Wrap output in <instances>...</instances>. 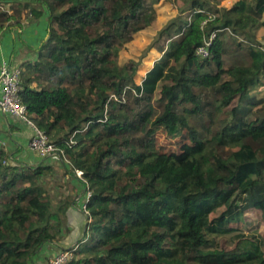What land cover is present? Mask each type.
<instances>
[{"label":"trees","instance_id":"1","mask_svg":"<svg viewBox=\"0 0 264 264\" xmlns=\"http://www.w3.org/2000/svg\"><path fill=\"white\" fill-rule=\"evenodd\" d=\"M161 1L179 15L138 61L120 64V52L156 23ZM222 1L0 0V35L22 30L25 12L33 21L47 14L21 99L64 152L67 174L81 171L82 194L91 193L88 235L66 264H264V237L232 228L248 209L264 223V101L251 97L264 87V0ZM5 2L13 12L1 10ZM216 31L211 56H197ZM229 40L245 62L226 68ZM152 48L162 56L138 84ZM204 114L205 131L191 121ZM158 130L189 143L161 152ZM12 154L0 148V264H36L45 245L64 238L74 199L48 188L52 167ZM226 234L232 249L212 247L211 235Z\"/></svg>","mask_w":264,"mask_h":264},{"label":"crops","instance_id":"2","mask_svg":"<svg viewBox=\"0 0 264 264\" xmlns=\"http://www.w3.org/2000/svg\"><path fill=\"white\" fill-rule=\"evenodd\" d=\"M224 0L223 2H225ZM230 2L232 0H229ZM240 0H233L231 6H222L231 8L236 2ZM23 29L16 31L6 30L0 35V70L2 63L7 62L14 66H20L24 69L26 63H34L37 59L33 49H38L42 42L45 40L48 24H43L41 20L33 21L30 15L22 14ZM262 33V30L257 31ZM263 34L259 37L262 40ZM161 58V57H160ZM158 61V60H157ZM155 64V63H154ZM153 64V66H154ZM153 66L147 70L149 72ZM147 72L142 76L141 83L145 78ZM8 135L9 144L5 148L12 154L15 161L30 166L44 165L52 167L53 186L64 194V197H74V203L70 206L67 212V220L71 222L70 233L58 243H51L44 246L38 257L35 259L36 264H43L42 257L47 254L50 257L58 254L61 251L71 250L84 239L85 231L87 230V222L81 221L79 217L82 216L80 208L81 203L85 201V196L82 194L84 187L77 177H70L68 172V162L64 161L59 154H55L49 158H41L33 153L29 148V142L33 136L32 127L25 121L15 116H5L0 112V135ZM13 151V152H12ZM60 184L58 188L56 184ZM78 203V204H77ZM59 245L58 248H54ZM62 244V245H61ZM41 258V259H39Z\"/></svg>","mask_w":264,"mask_h":264},{"label":"rangeland","instance_id":"3","mask_svg":"<svg viewBox=\"0 0 264 264\" xmlns=\"http://www.w3.org/2000/svg\"><path fill=\"white\" fill-rule=\"evenodd\" d=\"M233 2V0L231 1ZM231 2L229 0H226L225 2H221V7L222 6H231ZM225 4V5H224ZM155 10L157 13V20L156 23L148 28L143 30L142 32H140L139 34L135 35L133 41L131 43L128 44L127 48L125 50H123L122 52H120L119 56H118V62L120 64H124L130 60H135L138 61L140 59V57L144 54V52L146 51L147 47L153 42V40L156 38L158 32L163 29L171 20H173L174 18H176L179 15L178 9L171 3L167 2V1H161L158 4H156L155 6ZM12 9H14L12 7L11 3H3L1 6V10L4 12H13ZM26 16V12L24 13ZM39 20L43 21V24H48V20H47V14L46 12H44L42 14V16L39 18ZM38 20V21H39ZM47 33V30H45ZM228 33V32H227ZM259 33V37L263 34ZM258 34V32H257ZM261 40V38H260ZM227 51L228 53L225 55L224 58V66L227 68L228 66H230L231 64H241L244 63L245 60V56L242 52V50L238 49L234 44L232 40H229L227 42ZM162 56L161 53L158 52V50L152 48L150 49L145 56L142 58V62H141V66L139 68L138 74L135 77V80L138 84L141 83V78L142 76L147 72V70H149L153 64L155 62H157V60L160 59V57ZM251 97H254L256 99V101H264V87L260 88L258 91H255L251 94ZM211 101L214 102V100L211 99ZM235 104H237V101L235 102ZM233 104V106L235 105ZM260 104L259 107H256L255 109L260 108ZM180 110H182V107H180ZM217 116V115H216ZM206 117V118H205ZM228 118V114H220L218 116V121L222 122L224 120H226ZM192 124L195 125L197 128L205 131L204 129V125L207 124L206 121H209L207 115L204 114V116L201 117H193L191 118ZM189 143V141L185 138H171L170 136H168L163 130H158L157 134H156V144L157 147L161 150V152L164 153H180L183 146ZM10 146L9 144V138L8 135L5 136L4 134L0 135V148H8ZM13 152V151H12ZM53 178L52 176L47 177L46 178V185L48 186V188L53 186ZM58 188L60 187V184H56ZM74 197H72L73 199ZM78 204V203H77ZM81 210H82V203L80 206ZM82 216L79 217V219H81V221L85 220V222L90 223L91 219L87 218V215L83 212L82 210ZM70 224L71 222H69L67 219L66 221L63 222V231L62 234L64 235L63 237L65 238L67 236L66 234V229L70 230ZM232 228H236L237 230L242 231L245 234H251L257 231L259 236H263L264 237V223L262 221V213L260 210L257 209H248L244 212L243 215V220L242 222H238L237 224H232ZM88 231H85L84 237H86L88 234ZM63 238V239H64ZM210 239H212L213 241V246L212 247H216L219 249H226V250H230L232 249L235 244L232 242L231 240V235L226 234V235H211L209 237ZM62 241V240H61ZM62 245V244H61ZM59 245H55L54 244V248H58ZM54 256V255H53ZM53 256H47V254L42 257L43 260V264H50V260ZM41 259V258H39ZM38 261V260H36Z\"/></svg>","mask_w":264,"mask_h":264},{"label":"built area","instance_id":"4","mask_svg":"<svg viewBox=\"0 0 264 264\" xmlns=\"http://www.w3.org/2000/svg\"><path fill=\"white\" fill-rule=\"evenodd\" d=\"M212 16L214 17V15ZM216 34L217 31L213 32L210 38L205 41V44L196 50L197 56L202 58H209L211 56L210 47ZM22 74L23 68L20 66H14L7 62L2 63L0 70V112L5 116L20 118L32 127L33 136L29 142V148L33 153L41 158H49L55 154H59L64 161L68 162L64 156V152H58L59 150L55 143L29 118L27 107L22 103L21 99ZM70 143L74 144L72 140H70ZM75 174L79 180H83V173L81 171L76 170ZM90 196L91 193L88 191L82 204V210L87 215V218H89L87 204ZM72 255L73 252L71 250L61 251L51 258L50 264H66L72 258Z\"/></svg>","mask_w":264,"mask_h":264}]
</instances>
